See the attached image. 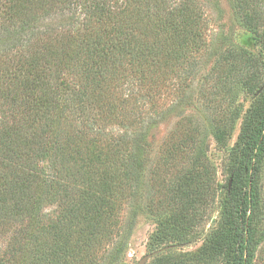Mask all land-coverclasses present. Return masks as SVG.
Masks as SVG:
<instances>
[{
    "label": "trees",
    "instance_id": "1",
    "mask_svg": "<svg viewBox=\"0 0 264 264\" xmlns=\"http://www.w3.org/2000/svg\"><path fill=\"white\" fill-rule=\"evenodd\" d=\"M205 14L201 0H0V264H98L95 246L114 236L124 200L139 192L152 132L192 106ZM237 54L250 64L230 65L238 86H264L262 60ZM257 101L227 185L231 227L219 248H233V264H249L257 242L264 91ZM177 135L168 150L183 147ZM158 173L165 182L167 171ZM199 176L174 177L186 189L163 210L162 245L190 242L191 216L215 201ZM216 250L210 241L200 264Z\"/></svg>",
    "mask_w": 264,
    "mask_h": 264
},
{
    "label": "rangeland",
    "instance_id": "2",
    "mask_svg": "<svg viewBox=\"0 0 264 264\" xmlns=\"http://www.w3.org/2000/svg\"><path fill=\"white\" fill-rule=\"evenodd\" d=\"M201 5L208 22L201 31L202 50L193 56L198 75L187 89L192 106L185 110L183 119L173 115L152 132L139 192L133 200H124L113 224L114 236L95 246L94 258L98 264H109L118 249L119 260L115 264H137L143 256L169 247L158 242L157 233L163 210L171 205V199L179 197L177 187H181L183 192L186 189V181L173 182L174 177L187 178L197 173L207 192L214 193L215 201L209 205L206 215L191 216L194 222L198 221L191 240L170 245L174 248L171 249L169 264H200L198 255L210 241L217 245L215 256L201 264H233V248L227 252L219 248L231 227L224 212L228 208L227 185L237 154L242 122L258 102L264 86L258 85L248 92L238 86L228 69L235 62L239 71H249L250 64L244 68L246 60L237 54L240 49L247 52L249 61L260 59L264 63V0H201ZM172 101L169 99V103ZM177 131L183 147L176 150L178 146H175L168 150L167 143L172 133ZM190 137L196 138V142L188 140ZM197 151L204 155L198 158ZM200 164L205 167L203 171L202 167H197ZM159 166L168 173L165 182L159 179ZM155 179L159 180L154 182ZM257 185L261 199L253 226V241L257 242H254L249 264H264V236L260 239V234L264 233V157ZM159 187H163V193L156 195ZM133 209L136 211L135 219L129 231ZM53 210L50 207L46 212ZM166 252L149 259L147 264H159L158 259Z\"/></svg>",
    "mask_w": 264,
    "mask_h": 264
},
{
    "label": "water",
    "instance_id": "3",
    "mask_svg": "<svg viewBox=\"0 0 264 264\" xmlns=\"http://www.w3.org/2000/svg\"><path fill=\"white\" fill-rule=\"evenodd\" d=\"M229 185H230V183H229ZM173 248H174V247L169 246V247L164 248V249H162V250H159V251H157V252L151 253V254H149V255H145V256H143V257L137 262V264H147V262L149 261V259L153 258L154 256H156V255H158V254H160V253H162V252H165V251L171 250V249H173Z\"/></svg>",
    "mask_w": 264,
    "mask_h": 264
}]
</instances>
